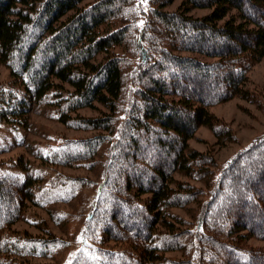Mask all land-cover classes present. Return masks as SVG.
Instances as JSON below:
<instances>
[{
	"label": "trees",
	"instance_id": "1",
	"mask_svg": "<svg viewBox=\"0 0 264 264\" xmlns=\"http://www.w3.org/2000/svg\"><path fill=\"white\" fill-rule=\"evenodd\" d=\"M85 1L0 0V63L13 79L0 86V125L24 127L33 108L45 104L65 124L98 131L41 157L54 167L91 168L109 146L85 216L96 244H84L71 264H190L164 256L193 242L189 230H175L169 210L197 202L204 191L175 181V174L210 181L213 158L189 141L200 127L221 142L232 140L210 107L236 97L257 102L245 84L264 58V0H183L172 12L164 8L175 0H150V12L139 0ZM195 8L211 12L188 15ZM127 43L137 49L136 63L112 53ZM95 103L107 109L103 117L72 118ZM14 167L22 174L0 172V264H38L34 259L55 254L63 242L20 234L13 226L28 203L67 201L84 180L55 177L43 196V179L27 163ZM222 171L201 222L199 258L264 264V246L240 245L264 241V135Z\"/></svg>",
	"mask_w": 264,
	"mask_h": 264
},
{
	"label": "rangeland",
	"instance_id": "2",
	"mask_svg": "<svg viewBox=\"0 0 264 264\" xmlns=\"http://www.w3.org/2000/svg\"><path fill=\"white\" fill-rule=\"evenodd\" d=\"M95 1L98 0H86L83 6ZM139 3L145 12H150L154 8L150 0H139ZM182 7L183 0H175L164 8V11H178ZM210 12L209 9L195 8L189 11L188 15L202 17ZM120 23V21L114 22L113 26L116 27ZM138 23V26L142 28L144 18H140ZM112 53L131 56L135 63L137 61L138 52L133 44L127 43L123 47L112 50ZM105 56V53L100 54L96 57V61H101ZM12 83L9 67L0 63V86L8 87ZM245 88L257 94L256 103L236 97L210 107V112L231 129L232 140L221 142L210 128L200 127L195 137L189 141L191 149L213 158L215 166L208 167L211 171V180L208 182L203 179H192L180 172L175 174V181L188 182L204 192L197 202L184 208L177 207L169 210L172 217L176 216L182 220L177 222L174 218H169L174 223L175 230H189L193 242L186 248L164 253L167 259L189 261L190 264H207L208 262L207 257L199 258L201 252L198 239L205 230L201 222L205 223L207 218V205L214 192L213 187L222 174V169L230 163L234 156L248 147L255 138L264 135V58L250 71ZM69 89L65 86V90ZM106 113L105 107L95 103L93 107L80 109L71 116L88 120L103 117ZM76 124L77 122L65 124L61 121L55 107L43 104L33 108L24 127L13 124L0 125L1 173L21 175L22 172L14 165L27 163L35 175L40 176V180L43 179V185L38 190V194L43 196L47 194L46 188L49 181L55 177L67 176L84 180L82 188L67 201L28 203L23 217L13 226V230L20 234L43 236L46 239L55 238L63 242L64 247L55 254L42 259H34V262L38 264H71L84 244L87 245L89 242L96 244L87 233L85 216L91 209V201L103 177V166L107 161L109 146H105L100 151L94 159L96 165L91 168L85 165L54 167L46 161L43 162L41 158L69 139L88 138L98 134V131L77 127ZM86 183L88 184L85 186ZM240 245L258 247L264 246V241L248 239Z\"/></svg>",
	"mask_w": 264,
	"mask_h": 264
}]
</instances>
